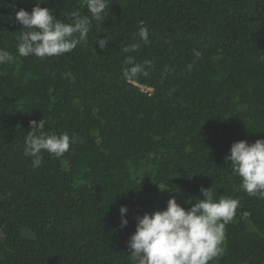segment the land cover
<instances>
[{
  "label": "trees",
  "instance_id": "obj_1",
  "mask_svg": "<svg viewBox=\"0 0 264 264\" xmlns=\"http://www.w3.org/2000/svg\"><path fill=\"white\" fill-rule=\"evenodd\" d=\"M35 4L0 0V49L14 57L0 65V264H131L137 217L172 196L188 208L201 187L239 200L209 264H264V199L224 159L264 138V0H108L86 43L45 59L16 51L15 12ZM40 6L64 23L90 16L85 0ZM141 21L148 44L123 53ZM127 55L151 62L146 75L123 76ZM40 119L75 143L33 169L24 138Z\"/></svg>",
  "mask_w": 264,
  "mask_h": 264
},
{
  "label": "clouds",
  "instance_id": "obj_2",
  "mask_svg": "<svg viewBox=\"0 0 264 264\" xmlns=\"http://www.w3.org/2000/svg\"><path fill=\"white\" fill-rule=\"evenodd\" d=\"M41 3L44 0H36L31 12L23 8L15 12V22L22 26L16 38V51L20 57L45 59L72 52L79 44L87 42L92 20L101 21L108 7V0H85L90 16L74 10L69 22L64 23L49 8L41 7ZM136 36L138 40L121 49L123 53L135 52L141 43L148 44L149 29L143 21ZM107 42L101 38L97 44L103 49ZM193 52L200 57L199 51ZM13 60L12 54L0 49V65ZM260 61L264 62V56ZM124 63L128 67H125L123 76L131 80L140 74L146 75L145 67L151 62L145 59L138 63L127 55ZM29 125L31 130L24 138L23 152L31 158L33 169L42 165L44 153L60 158L75 143V138L67 133L46 132L44 119L38 123L30 120ZM224 159L240 178L239 190L250 197L264 199V138L251 144L245 140L233 142ZM200 192L202 198L195 199V203L186 201L191 203L188 208L181 206L172 196L167 200L166 208L137 217L135 232L126 242L131 264H209V261L223 256L225 227L234 219L239 200L214 199L210 188L201 187ZM127 211L126 206L119 208L121 227L128 223ZM243 215L247 217L248 213Z\"/></svg>",
  "mask_w": 264,
  "mask_h": 264
},
{
  "label": "built area",
  "instance_id": "obj_3",
  "mask_svg": "<svg viewBox=\"0 0 264 264\" xmlns=\"http://www.w3.org/2000/svg\"><path fill=\"white\" fill-rule=\"evenodd\" d=\"M142 89L149 90V88H145V87H143V86H142Z\"/></svg>",
  "mask_w": 264,
  "mask_h": 264
}]
</instances>
